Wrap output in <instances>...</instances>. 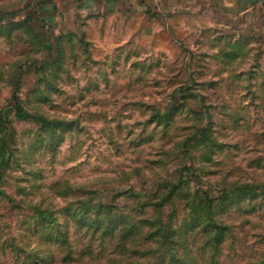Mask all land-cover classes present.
Masks as SVG:
<instances>
[{
	"label": "rangeland",
	"instance_id": "1",
	"mask_svg": "<svg viewBox=\"0 0 264 264\" xmlns=\"http://www.w3.org/2000/svg\"><path fill=\"white\" fill-rule=\"evenodd\" d=\"M138 3L0 0V264L264 260V23Z\"/></svg>",
	"mask_w": 264,
	"mask_h": 264
},
{
	"label": "crops",
	"instance_id": "2",
	"mask_svg": "<svg viewBox=\"0 0 264 264\" xmlns=\"http://www.w3.org/2000/svg\"><path fill=\"white\" fill-rule=\"evenodd\" d=\"M66 1L67 7L77 3L86 11L121 10L129 2L139 6L138 0ZM146 6L149 14L152 12L170 19L168 28L177 26L186 35H198L210 29H249L251 22L264 23V0H146Z\"/></svg>",
	"mask_w": 264,
	"mask_h": 264
},
{
	"label": "trees",
	"instance_id": "3",
	"mask_svg": "<svg viewBox=\"0 0 264 264\" xmlns=\"http://www.w3.org/2000/svg\"><path fill=\"white\" fill-rule=\"evenodd\" d=\"M142 0H139V2H141ZM26 18H24V20H21L20 22H13V24L10 26V27H4L3 30H0V36H8L10 35V33L13 31V30H17V29H22V28H25L27 26H29L31 23L29 21H35V22H38L40 19H36L35 17V13L33 12H28L27 14H25ZM27 26H26V25ZM18 111H20V108H17ZM20 117L21 118H25L26 115L25 114H20ZM179 187V186H178ZM177 187V188H178ZM209 202H206L205 204L208 205ZM164 229H165V226H163L162 224L159 223V227L157 228L156 232L154 233H158V234H161V235H164ZM209 234V233H208ZM221 233L220 234H209L210 238H208L210 241H214V247H216L217 245V242L219 241V238L221 237ZM167 238V236H165ZM259 264H264V260L261 261Z\"/></svg>",
	"mask_w": 264,
	"mask_h": 264
}]
</instances>
